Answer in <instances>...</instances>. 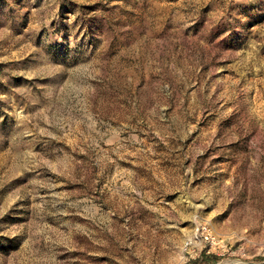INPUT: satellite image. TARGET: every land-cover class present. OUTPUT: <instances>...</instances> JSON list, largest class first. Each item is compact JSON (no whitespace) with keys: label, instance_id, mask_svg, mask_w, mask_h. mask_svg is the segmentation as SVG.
<instances>
[{"label":"rangeland","instance_id":"rangeland-1","mask_svg":"<svg viewBox=\"0 0 264 264\" xmlns=\"http://www.w3.org/2000/svg\"><path fill=\"white\" fill-rule=\"evenodd\" d=\"M0 264H264V0H0Z\"/></svg>","mask_w":264,"mask_h":264},{"label":"built area","instance_id":"built-area-1","mask_svg":"<svg viewBox=\"0 0 264 264\" xmlns=\"http://www.w3.org/2000/svg\"><path fill=\"white\" fill-rule=\"evenodd\" d=\"M195 237H203L206 242H209L210 244L213 245H218L220 244L219 239L212 234V232L209 230L208 226L205 224H198L195 227V231L193 233ZM191 246V240L187 239L185 242H183V249L187 250Z\"/></svg>","mask_w":264,"mask_h":264}]
</instances>
